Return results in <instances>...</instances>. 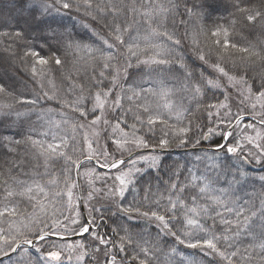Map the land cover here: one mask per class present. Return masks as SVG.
<instances>
[{
  "label": "snow or ice",
  "instance_id": "snow-or-ice-1",
  "mask_svg": "<svg viewBox=\"0 0 264 264\" xmlns=\"http://www.w3.org/2000/svg\"><path fill=\"white\" fill-rule=\"evenodd\" d=\"M19 3L26 4L27 0H19ZM57 4L60 7H56ZM82 4L85 9L93 8L92 0H82ZM80 6V0H75L74 3L69 0H55L54 4L35 0L30 6L31 22L27 19L24 21L28 28L22 27L13 33H0L2 36L26 42L24 57L32 58L31 76L41 89V94L31 98L21 97L16 102L34 108L42 95L43 99L56 101L61 109L75 114L68 117V112H56L55 109L48 108L39 114L44 120L42 130L33 129L27 135L21 133L20 140L4 138L10 152H14L21 144H26L33 157L40 162L37 168H42L43 171L24 173L28 179L18 180L11 175L3 178V170L0 169V204H3V207H0V264H4L3 257L11 259V254L18 253V250L29 254L28 246L35 253L34 259L30 256L29 264H64L65 260L72 259L70 253L75 249H80V254L76 257L78 262L83 261L85 257L95 259L89 254L83 239L75 245L58 242L67 240V234L90 238V242L96 245L93 252H100L102 246L103 264H154L159 243L144 240L141 233L133 232L141 219L155 225L157 241L161 236H171L175 242L187 249H197L205 256L218 258L216 264H264V231L257 238L250 225L251 217L257 213L248 206V202L240 204L230 196L236 185L243 188L253 182L247 170L248 166L259 165L264 168V72L250 76L247 71H243L237 76L230 74L219 63L211 65L215 73L226 78L227 84L239 97L236 112L232 111L226 91L222 93L223 100L201 105L200 98L204 93L198 83H191V86L182 84L184 90L189 91L192 99L196 100V105L180 110H177L171 100L173 89L163 84L154 87L130 84L126 89L121 83V80H128L130 75L133 83L137 78L136 74H130L128 71L132 67V58L136 59L137 65L159 66L170 63L168 58L173 55L174 49L181 46V39L177 38L174 32H169L167 27L170 18L173 19L174 26V18L181 15V8L183 15L188 18L212 20L222 10L228 9L227 0H131L130 5L118 0H108L104 7L96 5L99 13L111 15L114 19L124 14L133 18L139 16L140 20L135 22H142L150 36L161 40V43L152 44L145 37L146 47L141 48V38L138 34H132L131 24L125 22L121 26L120 23H113L110 34L114 42L102 40L107 51L72 41L71 34L66 31L67 26L55 18H50L52 11L59 12L61 8L70 10L73 7L79 11ZM231 7L244 13L245 20L250 24L264 20V10H250L241 6L240 0H233ZM86 14L91 15V12ZM180 23L184 24L185 21L180 20ZM33 24L40 32L39 38L43 39V45L28 43L32 40L30 30H35ZM61 27H64L65 31H60ZM209 32L211 37L215 38L213 43L223 51L227 52L229 48L237 49L264 62V54L260 50L240 47L230 41L227 28L216 27ZM126 33L129 34V43H125ZM53 43L59 45L56 51L63 49L66 58L68 50L75 56V79L72 73H63L66 60H62L59 55H52L50 58L51 65L57 66V70L68 82L64 98L58 95L53 79L49 78L52 70L50 59L41 55L44 45L51 48ZM193 43L196 44L197 41L193 40ZM117 45L123 46L127 54L122 67L118 66L114 52L118 51ZM80 52H84L89 61L99 62V71L88 61H85L83 66L86 73L91 68V83H87V80L85 83L78 82L81 69L77 67V63L84 60L83 56L78 55ZM141 54L146 58L140 59ZM196 55L197 59L207 63L202 52ZM179 60L182 61L183 57H179ZM178 64L183 75L191 82L193 72L188 71L183 63L178 61ZM199 75L210 88L221 87L218 80L204 78L203 73ZM45 79L50 85L51 94L44 90L42 81ZM6 92L5 86L0 84V93ZM246 102L249 109L247 113L242 108ZM201 107H204L207 120L203 127L195 123L196 112ZM11 109V104L0 105V115L10 116ZM53 114L59 115L61 119H54ZM23 115L26 113L16 112L17 118ZM246 116H250L253 121L259 117L260 128H257V123H246ZM241 125L245 129H251L254 134H244L239 138L234 136L233 132ZM157 126L160 133L158 136ZM78 130L81 132L83 144L86 145V152L83 147H76L75 134ZM88 130L91 131V137ZM102 132L105 135L103 144L100 142ZM192 133L195 134L190 135ZM214 136H219L220 139L215 141L212 149L214 154L206 155V159L212 161L213 168L222 166L231 176L228 187L217 189L207 177L197 176L191 170L185 169L188 171L186 183L179 180V171H173L165 193L153 194L150 200L149 186L145 189L143 202L135 198L132 202L126 201L125 194L129 187L131 186L133 191L136 190L137 177L142 173L138 166L140 163L145 162L149 168L167 175L161 155L165 149L173 145H200L202 141L211 140ZM109 144L113 146L111 153L107 151ZM143 150H148L149 154H141ZM221 150L225 155L231 154V157H235V162L231 157L219 161L216 153ZM78 152L84 155V160L79 159ZM101 157L104 158L103 163L100 162ZM85 160H95L100 169H108L109 173L116 171L109 175L89 169L84 173L88 184L87 195L77 197L74 190L80 187V168ZM58 161H62L64 166L61 172L56 174L50 171V165ZM20 166V163L14 164L17 169ZM259 180L264 182V175L260 176ZM96 181H102L103 187H96ZM61 184L63 187H60ZM261 186L264 187V183ZM189 189H195L196 192L186 198L184 193ZM17 199L27 202L32 211L21 210ZM97 199L107 201V204L96 207L91 202ZM62 200H66L67 208L75 212L74 216L64 218L72 225H79L78 228H69L59 219V216L64 215L60 211ZM77 200L79 204L87 206L88 215L83 221L77 210ZM113 208L115 212L112 211ZM225 213L231 214L233 219H228ZM260 215L264 217V193L261 194ZM217 218L219 223L225 226L219 234L215 231ZM109 219L114 226H109L107 233L93 231L94 227L106 224ZM208 221L211 223H207ZM241 230L253 241L258 239L259 242L250 243L241 249L237 246V237L241 235ZM113 236L118 240L113 239ZM136 236H139L140 240H137ZM128 249H131V252ZM171 251L175 253V248Z\"/></svg>",
  "mask_w": 264,
  "mask_h": 264
},
{
  "label": "trees",
  "instance_id": "trees-1",
  "mask_svg": "<svg viewBox=\"0 0 264 264\" xmlns=\"http://www.w3.org/2000/svg\"><path fill=\"white\" fill-rule=\"evenodd\" d=\"M35 2V0H27L26 4H20L19 0H0V33L8 32L13 33L15 31L21 30V28H28V25L24 23L25 19L31 22L30 16V6ZM46 3L54 4L55 0H45ZM70 3H74L75 0H69ZM118 2L123 4L131 3V0H118ZM93 8L85 9L80 0L79 11L73 7L70 10L60 9L59 12L52 11L50 18H55L57 21H61L62 25H66V31L70 33V39L74 42H80L82 44H89L93 48H101L102 50L107 51L106 46L103 45L102 40L106 39L109 43H113L112 36L110 34V29L113 23H120L123 26V23H128L132 25L133 32L132 34H138L140 39L141 48L146 47L144 38L147 37L149 43H161L160 38L150 36L146 25L142 22L136 23L139 21V16L133 18L130 15L124 14L118 19H114L111 15H105L99 13L96 10V5L104 7L108 0H92ZM229 5L227 10H222L217 16L212 20L207 19H197V18H188L183 15V9L181 8V15L173 19L170 18L167 30L169 32H174L177 38L181 39V46L177 49H174V53L168 59L170 63L168 65H137L136 59L132 58V67L129 68L130 74H136L137 78L133 83L131 75L128 80H121L124 88H128L130 84L132 86L143 85L144 87H154L163 84V86L173 89V95L171 100L174 101L177 110L187 109L189 107H194L196 105V100L192 99V95L189 91L184 90L182 84L198 83L202 89L204 95L200 98L201 105H207L209 103H215L219 100H222V93L218 89L210 88L204 82V79L200 77V73H203L204 78H211L212 71L211 65L219 63L223 66L230 74L239 76L243 71H247L248 74L258 75L261 72H264V62L259 61L255 57H249L247 53L241 52L237 49L229 48L227 52L218 48L214 43V37H211L209 30L215 29L216 27H224L229 30V40L233 43H236L240 47H251L256 50H260L264 54V20H260L254 24H250L245 20V14L236 11L235 8L231 7L233 0H227ZM241 6L248 7L250 10H264V0H240ZM13 5H15L13 7ZM7 6V7H5ZM56 7H60L58 4ZM88 11L91 12V15L86 14ZM38 14V13H37ZM95 17V19H93ZM180 20H184L185 23L181 24ZM19 21V23H18ZM155 26V25H154ZM33 29L30 30L32 40L28 43L35 45H43V39H40V32L33 24ZM60 31H65L64 27L60 28ZM187 33V35H185ZM125 43H129V34L126 33L124 36ZM222 39V38H221ZM193 40L197 41L196 44L193 43ZM25 41L24 40H14L7 36L0 35V84H3L7 89L6 93H0V105H12L11 115L3 116L0 115V169L3 170V178H7L9 175L14 176L18 180L28 179L27 175L24 173L31 174L34 171H43L42 168H37L39 161H37L31 151L28 150L26 144H21L14 152L8 150L4 138H14L17 140L22 139L21 133L27 135L33 129L37 131L42 130L41 125L44 124V120L40 118V112L48 108L55 109L56 112L61 110L68 112V117H73L75 114L71 113L67 109H61L56 101H47L43 99L41 95L40 102L34 107L31 108L26 105L17 103V99L21 97H34L37 94H41V89L39 84L32 78L30 68L32 64L31 57H24L25 51ZM59 45L53 43L52 47L49 48L47 45H44L43 50L41 51L42 56H46L49 59L52 55H59L62 60H66L65 65L63 66V73L73 74V78H76V72L73 68V61L75 56L71 54V50L67 58L63 54V49L61 51H56L55 49ZM118 51L114 50L118 59V66H124L125 64V49L123 46L117 45ZM39 50V49H38ZM202 52L205 55L207 63L197 59V53ZM150 54V53H149ZM79 56H83L84 60H81L77 63V67L81 69L79 73L80 83H91V68L88 69L86 73L83 70L85 61H88L89 64H94L97 71L100 70L99 62H92L88 60V56L84 52L78 53ZM23 57V59H21ZM179 57H183V60L180 61ZM146 58L144 54L140 55V59ZM179 63H183L188 71L193 72V80L190 82L183 75V71L179 69ZM51 73L49 78L53 79L56 88L58 90V95L62 98L65 97V89L68 87V82L64 79L60 71L57 70V66L51 65ZM209 76V77H208ZM147 81H153V84L147 83ZM44 83V90L49 91L51 94L50 85L47 82V79L42 81ZM252 82L251 80L249 81ZM71 99V97H67ZM127 106V105H126ZM16 112L26 113L19 118L16 117ZM246 111L245 113H247ZM206 113L204 107H201L195 116V123H199L202 127L207 123ZM53 118L56 120L61 119L59 115L53 114ZM109 115V119H111ZM257 119V118H256ZM258 120V119H257ZM257 122L253 121L250 118H246L245 122ZM131 116H129V123H131ZM258 123V122H257ZM70 131V129H68ZM157 136L159 133V126H157ZM192 133L190 135H194ZM235 136V133H233ZM76 136V147H83L85 151V145L83 144L81 132L78 130L75 134ZM219 136H214L211 140L202 141L200 145L193 146L189 144L185 147H175L170 146L165 149L161 155L163 156V163L165 170L168 172L165 175L163 172H157L156 169L148 168L142 171L138 175L136 181V190L133 191L132 187H129V191L125 194V199L128 202H132L133 199L143 202V197L145 195V189L151 187V192L149 193V199L151 200L153 194H163L167 190V184L169 182V177L173 171H179L180 176L179 180L182 183H186V177L188 176V171L185 169L191 170L195 175L200 177H207L208 180L212 181L214 187L217 189L228 187V182L231 180V176L226 173L224 168H213L212 161L206 159L204 156L207 153L209 156H212L214 153L212 149L216 140H219ZM154 143V141H150ZM109 146V153L113 151V146ZM192 147H198L195 150H187ZM148 150H143L142 153ZM201 154H204L202 160L200 161L197 157H200ZM79 159L84 160V155L82 153H77ZM118 156V154H116ZM219 158V161L227 160L231 157V154L225 155L223 150L219 153H216ZM127 157V156H126ZM76 158V157H74ZM235 162V157H231ZM100 162L103 163L102 157ZM15 163H20L21 166L19 169L14 167ZM63 162L58 161L50 165V171L59 174L63 168ZM95 169L97 173H108L111 175L114 173H109L108 169H100L96 161H84L80 168V187L74 190V193L77 197L87 195V178L84 176L83 169ZM249 175L253 178V182L247 184L243 188L236 185L230 192V196L233 200H236L240 204H243L245 201L248 202V206L257 213L256 216L251 217L250 225L252 228V233L259 238V235L264 231V217L260 215L261 213V194L264 193V187L259 180V177L264 175V168H261L259 165L248 166ZM33 171V172H32ZM235 171V169H233ZM159 177V178H157ZM111 181H109L110 183ZM0 186H2V179H0ZM63 187V184L60 185ZM96 187H103L102 181H96ZM195 189L186 190L184 196L187 198L189 195L195 194ZM204 201H201L203 203ZM17 203L20 205L21 210H26L31 212V207L25 201L17 199ZM96 207L106 205L107 201L104 200H93L91 202ZM79 204V200H77ZM82 204H79L78 211L81 216L80 219L83 221L85 215L82 211ZM85 208L86 216L88 215L87 206L83 205ZM0 207H3V204H0ZM60 211L64 213L63 216H59V219L63 224H67L69 228H78L79 225H72L68 219L64 217H72L75 215V212L72 209L67 208L66 200L61 201ZM115 212V208L112 209ZM247 214V212H246ZM95 216L96 214L93 213ZM107 216L108 213H105ZM225 216L228 219H233L231 214L225 213ZM97 223H99V218L97 217ZM207 223H211L208 221ZM109 226H114L112 220H107L106 224L101 225L100 227H94L93 231L100 234L107 233L109 231ZM178 227H180L178 225ZM225 226L219 223V218H217V224L215 231L219 234ZM134 234L139 232L143 235L144 240L149 242L159 243V251L156 252V261L154 264H216L218 258H213L210 256H205L197 249H187L183 245L175 242L174 238L171 236H161L157 241V229L154 224H149L147 221L140 220L137 226L133 229ZM72 235V234H67ZM123 235V233H121ZM137 240H140L139 236L135 237ZM85 243L87 250L90 251V255L94 256V260H90L86 257L87 264H103V247L101 246L100 252H93V248L96 247L95 244L90 242V238H79ZM113 239L118 240L116 236H113ZM143 242V241H141ZM253 241L249 235L244 233V230H241V235L237 237V246L241 249L247 247L250 243H257ZM92 245V246H91ZM29 247V254H27V262L21 261L20 264H29L30 256L34 259L35 253ZM175 248V253H172V249ZM131 252V249H128ZM21 252L14 253L11 255V259L8 257L4 258V264H15V256L19 255ZM119 260V257H118ZM89 261V262H88ZM64 264H70L69 262H64Z\"/></svg>",
  "mask_w": 264,
  "mask_h": 264
},
{
  "label": "rangeland",
  "instance_id": "rangeland-1",
  "mask_svg": "<svg viewBox=\"0 0 264 264\" xmlns=\"http://www.w3.org/2000/svg\"><path fill=\"white\" fill-rule=\"evenodd\" d=\"M211 71H212V77L208 78V79H213V80H218L219 81L221 87L220 88H215V89H218L219 91H221V93H224L225 91L227 92V95L229 96V103L232 106V111L236 112L237 111V103H238L239 97L236 95L235 90L230 85L227 84L226 78L220 77V75L218 73H215L212 68H211ZM222 96H223V94H222ZM223 99H224V96L222 97V100ZM242 108H243L244 112L249 111V109L247 107V102L245 103V105L242 106ZM257 111H259V109H257ZM257 119L259 120V117H257ZM248 122H250V121H248ZM253 123H255V122H253ZM257 128H260V125L258 123H257ZM88 131H89V136L91 137V131L90 130H88ZM233 133H235V136L237 138H239L240 136H242L244 134H249V135H253L254 134L251 129L243 128V125H241V127L236 129ZM81 137H82V135H81ZM100 142H101V144L105 143V135H104L103 132L101 133ZM248 148H251V146H248ZM252 150L255 151V149H252ZM107 151L108 152L110 151L109 146H108ZM85 152H86V145H85ZM141 154L148 155L149 152L146 151V152L141 153ZM206 155L209 156L207 153L205 154V156H204V154H201L199 160L201 161L203 156L206 158ZM110 158L111 157H109V159ZM133 158H135V156ZM102 159L104 161L103 157H102ZM138 166L142 169V171H144V170L149 168L147 163H145V162L140 163ZM86 171H88V169H86V168L83 169L84 173ZM115 171L116 170H114V172ZM77 210H79V209L77 208ZM58 242L59 243H66V244H69V245H75V244L81 242V240L80 239H74V240H65V241H58ZM88 252L90 254V251H88ZM79 254H80V249H75L74 251H72L70 253L72 259L71 260H65L64 262H69L70 264H87L86 257H85V259L83 261H79L78 262L76 260V257ZM66 255H68V253H66ZM27 257H28L27 254L21 252L19 255L14 257L15 258V264H20L21 261L27 262V260H28Z\"/></svg>",
  "mask_w": 264,
  "mask_h": 264
},
{
  "label": "water",
  "instance_id": "water-1",
  "mask_svg": "<svg viewBox=\"0 0 264 264\" xmlns=\"http://www.w3.org/2000/svg\"><path fill=\"white\" fill-rule=\"evenodd\" d=\"M246 118H250V119L252 120V118H251L250 116H246ZM255 121L258 122L257 119H256ZM229 130H231V129H229ZM195 149H198V147H192V148H189V149H187V150H195ZM125 159H126V161H127V157H125ZM97 165H98V164H97ZM98 166H99V165H98ZM81 206H82V211H83L84 215L86 216L85 208H84L83 204H82ZM79 238H82V237H80V236H78V235H68L67 240H74V239H79ZM13 254H14V253H13ZM11 255H12V254H11ZM4 258H6V257H3V259H4Z\"/></svg>",
  "mask_w": 264,
  "mask_h": 264
},
{
  "label": "bare ground",
  "instance_id": "bare-ground-1",
  "mask_svg": "<svg viewBox=\"0 0 264 264\" xmlns=\"http://www.w3.org/2000/svg\"><path fill=\"white\" fill-rule=\"evenodd\" d=\"M33 172V171H32ZM89 262V261H88ZM92 264V263H91Z\"/></svg>",
  "mask_w": 264,
  "mask_h": 264
}]
</instances>
